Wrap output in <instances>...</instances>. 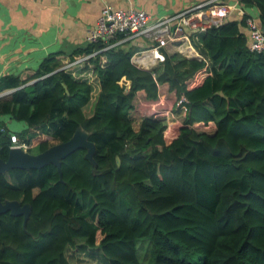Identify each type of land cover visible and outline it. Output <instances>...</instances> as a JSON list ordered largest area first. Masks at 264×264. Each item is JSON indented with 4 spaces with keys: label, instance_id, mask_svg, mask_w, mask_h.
I'll return each instance as SVG.
<instances>
[{
    "label": "trees",
    "instance_id": "trees-1",
    "mask_svg": "<svg viewBox=\"0 0 264 264\" xmlns=\"http://www.w3.org/2000/svg\"><path fill=\"white\" fill-rule=\"evenodd\" d=\"M238 1L256 7L264 33V0ZM245 16L186 30L200 59L162 51L143 69L130 61L131 46L82 58L103 45L84 40L2 77L0 88L12 91L0 115L26 126L0 123V159L9 133L39 153L76 127L94 151L88 158L75 147L58 167L11 168V183L0 173V201L28 206L26 217L0 213V264H69L65 249L76 245L97 247L108 264H264V53L249 50ZM203 66L208 74L187 89ZM160 83L183 99L172 112L184 105L190 127L168 144L165 118L143 116L137 130L128 118L135 93L153 99ZM138 240L148 247L144 262Z\"/></svg>",
    "mask_w": 264,
    "mask_h": 264
},
{
    "label": "crops",
    "instance_id": "crops-1",
    "mask_svg": "<svg viewBox=\"0 0 264 264\" xmlns=\"http://www.w3.org/2000/svg\"><path fill=\"white\" fill-rule=\"evenodd\" d=\"M235 1H237L236 7L230 9L221 21L238 20L243 14L250 15L256 20L258 14L256 7L245 5L238 0H0V80L3 76L17 75L27 69L35 70L48 54L58 51L69 53L75 47L81 46L86 30L93 25L101 7L105 4L115 9L129 7L141 9L148 14L150 20H154L172 16L200 4L203 8L190 11L187 15L203 11L211 2L232 4ZM241 29L244 33L245 29L243 27ZM130 46L133 53L148 47L149 43L143 37H139L134 44L127 47ZM158 51L161 55L162 51L167 54L176 52L171 42L158 48ZM179 51L187 58H192L195 50L181 46ZM200 58L199 56L198 59ZM201 68L203 67L199 69ZM207 74L208 72L191 86L185 87L189 89L200 84ZM123 81L124 79L121 78L119 82ZM124 82L127 86L128 82ZM160 86L159 91L168 94L167 84L160 83ZM8 89V86L2 84L0 98H8L10 92L4 97ZM137 93L145 98L142 90H138ZM172 108L170 113H173ZM167 112L169 113V109ZM0 123L11 132H18L26 126L22 120H14L7 113L0 115ZM85 139L88 140L87 137ZM58 143L61 142L52 140L48 148ZM9 170L3 171L2 174L8 173ZM8 182L11 183L9 173ZM35 192L36 188H32V193Z\"/></svg>",
    "mask_w": 264,
    "mask_h": 264
},
{
    "label": "built area",
    "instance_id": "built-area-1",
    "mask_svg": "<svg viewBox=\"0 0 264 264\" xmlns=\"http://www.w3.org/2000/svg\"><path fill=\"white\" fill-rule=\"evenodd\" d=\"M236 4L237 1L232 4L211 2L203 11L200 10L193 15H187L190 11L203 8V5L200 4L172 16L154 20H150L148 14L141 9L131 7L115 9L105 4L101 7L93 25L86 30L84 38L86 42L101 41L103 45L96 51L93 50L86 53L82 58L93 56L114 46L127 47L134 44L139 37H143L149 43V46L143 50L134 52L130 57V61L140 68L149 69L162 59L158 48L164 46L167 42H171L174 50L179 54L181 53L179 51V47L181 46H188L194 51V48L189 43L186 30L196 26L219 25L228 11L236 7ZM171 21H173L172 25ZM245 24L249 32L248 38H250L249 50L256 53L260 51L264 53V33L260 30L255 19L251 16H245ZM194 53L196 54L197 52L194 51ZM145 55L148 58L143 57ZM182 56L185 55L183 54ZM104 62L105 58H102L101 66ZM206 73V68L203 66V68L194 71L187 77L184 80V85L187 87L191 86ZM11 91L12 89L7 90V92ZM0 96H2L1 93ZM158 98H160L159 95ZM181 100L183 99L179 98L178 103ZM182 111H185L184 105ZM190 126L196 129L198 125L194 123ZM202 128L208 132L210 131L209 129L213 128V123L209 122L207 126H202ZM0 130H3V128H0ZM9 142L8 148H18L23 151H27L28 149L26 142L19 140L14 133H9Z\"/></svg>",
    "mask_w": 264,
    "mask_h": 264
},
{
    "label": "rangeland",
    "instance_id": "rangeland-1",
    "mask_svg": "<svg viewBox=\"0 0 264 264\" xmlns=\"http://www.w3.org/2000/svg\"><path fill=\"white\" fill-rule=\"evenodd\" d=\"M193 55H195V53ZM102 58L105 57L102 56ZM160 88L161 86L158 85V93L156 97L153 99H147L146 97L143 98L138 93L137 94L135 93L136 95H134L133 107L132 110L129 111L128 118L130 119L131 125L134 130H137L140 122V118L143 116L152 115V116L165 118L166 124H168L167 125L168 128H166L164 131V137H165V144H168L177 137L179 133V129L181 127H184L185 125L186 127L189 126L188 124L184 123L185 111H182L178 116H176L174 113H170V110L174 106L175 102L178 103L179 101V98L176 99L174 91L168 90V94H165L159 91ZM8 94L9 92L6 93L4 97L7 96ZM158 95L160 96V98H158ZM168 109H169V113L167 112ZM195 124L198 125L196 128L197 131L204 130L202 126H207V125H202L200 122H195ZM205 129L207 130V128ZM209 130L210 131L208 132H211L213 128ZM92 146H93L92 151H94V144ZM27 151L30 152L29 150ZM98 236H99L98 233H96V240L98 239ZM137 243L139 247V256L142 258V261L144 262L145 260H147L148 257V253H147L148 247H146L147 246L146 241L144 242L138 240ZM64 255L69 264H108L106 258L100 253L97 247H88L84 245H76L75 247L68 246L65 249Z\"/></svg>",
    "mask_w": 264,
    "mask_h": 264
},
{
    "label": "water",
    "instance_id": "water-1",
    "mask_svg": "<svg viewBox=\"0 0 264 264\" xmlns=\"http://www.w3.org/2000/svg\"><path fill=\"white\" fill-rule=\"evenodd\" d=\"M192 58L198 59L199 55L196 53ZM86 137V132L77 127L68 140L46 148L39 153H29L18 148H8L6 158L4 160L0 159V173L14 167L37 168L46 163H53L58 167L59 158L75 147L86 148L85 155L90 158L93 153V144L86 140ZM5 210H9L11 214L22 213L26 217L28 206L26 204L20 205L15 200L0 201V213Z\"/></svg>",
    "mask_w": 264,
    "mask_h": 264
},
{
    "label": "bare ground",
    "instance_id": "bare-ground-1",
    "mask_svg": "<svg viewBox=\"0 0 264 264\" xmlns=\"http://www.w3.org/2000/svg\"><path fill=\"white\" fill-rule=\"evenodd\" d=\"M143 57H146V58H148V56H147V55H145V56H143Z\"/></svg>",
    "mask_w": 264,
    "mask_h": 264
}]
</instances>
